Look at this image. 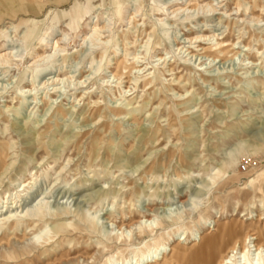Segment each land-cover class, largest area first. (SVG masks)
I'll list each match as a JSON object with an SVG mask.
<instances>
[{
	"label": "rangeland",
	"instance_id": "rangeland-1",
	"mask_svg": "<svg viewBox=\"0 0 264 264\" xmlns=\"http://www.w3.org/2000/svg\"><path fill=\"white\" fill-rule=\"evenodd\" d=\"M216 39L225 55L201 50ZM5 50L0 214L42 202L54 215L35 238L42 221L0 228V264L128 263L156 242L191 253L214 221L264 243V0H0ZM44 53L52 64L33 63ZM140 212L152 230L121 237Z\"/></svg>",
	"mask_w": 264,
	"mask_h": 264
},
{
	"label": "bare ground",
	"instance_id": "bare-ground-1",
	"mask_svg": "<svg viewBox=\"0 0 264 264\" xmlns=\"http://www.w3.org/2000/svg\"><path fill=\"white\" fill-rule=\"evenodd\" d=\"M122 5L123 4L118 3L119 12H121ZM68 25L71 29H76V22L73 19V13L72 15H70V22L68 23ZM98 30L99 29L96 25L93 26L92 29L90 30L91 35L89 37L86 36L83 40L87 41L89 39H92L94 36H96V34L98 33ZM58 40L59 39H57L54 42V44H52V50L54 52L59 48L63 49L62 47H60L61 43ZM92 40H95V39H92ZM215 45H216L217 51L211 52V50L206 47L201 48V50H203L204 53L212 57L213 56L218 57L220 55H225L228 47L227 45H224V40L220 39L219 41L218 39H216ZM212 47H214V44L212 45ZM54 52L53 54L52 53L51 54L54 55ZM191 52L192 51H190V53ZM51 54L45 55L44 53V54L38 55L36 59L33 61V63L40 62V61L47 62L51 59L52 57ZM102 55L104 56V53ZM12 59H13L12 52H6V50L0 52V64L1 65L6 66V64L12 61ZM159 59H162V57H160ZM53 62H54L53 59L49 61L50 64H52ZM121 65H122V62L120 60L116 63L115 70L114 72H112L113 77L117 78L118 80H120L123 75V73L120 71ZM124 68L127 69V67H124ZM136 68L137 67L135 65L132 66V69H136ZM45 69H41V68L32 69L33 77L44 72ZM22 80L23 79L21 78L20 82ZM147 84L151 85L149 90H152L154 88V85H152L151 81L148 80ZM188 92L189 91H187V93ZM16 98H19L20 101H23L24 95H22L21 93ZM97 104H98V101L93 100V105H97ZM5 107L6 109L9 108V106L7 105ZM109 112L112 115L118 116V117L134 115L129 108L127 109L118 108L117 110L110 109ZM56 113L63 114V111L59 106L56 108ZM90 116H93L94 120H98L97 118H100V117L105 118L107 114L105 112H102L101 108L97 107L91 110ZM103 127L105 126L103 125ZM96 136L97 134L95 135V137ZM7 157H8V147L5 144L0 143V180H1V177L6 173V171L11 165L7 163L6 161ZM26 185L27 184H24V186ZM24 190L25 189H23V191ZM137 191L138 190L135 188V192ZM3 209L4 208H1V210ZM146 211L152 212L154 211V209L147 208ZM106 213L110 214V211ZM140 214H141V218L136 223H132L130 226L125 225V227L123 224L120 227L116 226L118 228V231H120L121 237L122 235H125L126 231L131 232L133 227H137L141 233L145 232L147 229L152 230L153 227L151 223L153 220L151 218H145L146 215L142 214L141 212ZM53 215L54 214H52L51 212L50 213L46 212V205L43 204L42 202L37 203L32 209H29L27 212H25L22 215L17 214V210H15V208L14 210L7 209L4 213L0 214V228L5 227L4 232H3V234H5L8 231H12L13 229L16 230L22 224H25L26 226L31 227V225L36 224L39 221L40 222L42 221L43 225L40 228H38L36 232L32 233V235L35 238L36 236H40L47 231V229L45 228L44 222H46L48 216H53ZM85 221L89 222L90 226L97 228V222L93 218H85ZM214 223H215V226H213L212 230L209 229L206 233H202V235L199 234L197 238H194L193 240L194 243L192 245L193 247H192L191 253H189L186 247L181 246L180 241H178L176 244L170 247H167V248H165L166 244L164 245V247H160V244L156 242L152 248H148L146 252L143 251L139 255V258H137L138 257L137 255H134L133 259L131 258L130 259L131 261L129 260L128 263L122 262L120 260V264H264V243L262 241L260 233H258L257 235L256 233L254 234L246 233V235L243 238L241 234L239 233L240 226L237 223L224 222L222 224H217L215 221ZM161 226H162L161 222L156 223V228H160V229L163 228ZM63 227L65 226L64 225L62 227L60 226V228H63ZM110 264H117V261H114V262L110 261Z\"/></svg>",
	"mask_w": 264,
	"mask_h": 264
},
{
	"label": "built area",
	"instance_id": "built-area-1",
	"mask_svg": "<svg viewBox=\"0 0 264 264\" xmlns=\"http://www.w3.org/2000/svg\"><path fill=\"white\" fill-rule=\"evenodd\" d=\"M242 168H243V169H245V168H246V166H245V165H242Z\"/></svg>",
	"mask_w": 264,
	"mask_h": 264
}]
</instances>
